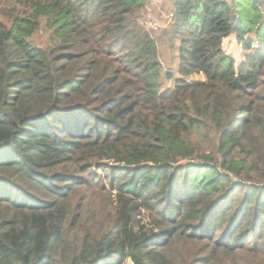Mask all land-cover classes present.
Returning <instances> with one entry per match:
<instances>
[{"label":"trees","instance_id":"obj_1","mask_svg":"<svg viewBox=\"0 0 264 264\" xmlns=\"http://www.w3.org/2000/svg\"><path fill=\"white\" fill-rule=\"evenodd\" d=\"M146 1L0 0V264H264V0H169L172 79Z\"/></svg>","mask_w":264,"mask_h":264},{"label":"rangeland","instance_id":"obj_2","mask_svg":"<svg viewBox=\"0 0 264 264\" xmlns=\"http://www.w3.org/2000/svg\"><path fill=\"white\" fill-rule=\"evenodd\" d=\"M1 3V2H0ZM170 1L169 0H147L146 8L141 12V22L145 28L152 30L153 34L158 37L160 47V63L166 72H171V79L176 77L177 60L174 61V66L170 65L171 59L175 51L168 47V39L164 36L165 31L169 28L170 24ZM256 45V43H254ZM223 50L229 56L233 57L237 62H240L244 54L242 48L237 42L235 35H230L223 41ZM175 57V56H174ZM190 82L202 81V76H191L187 78Z\"/></svg>","mask_w":264,"mask_h":264},{"label":"water","instance_id":"obj_3","mask_svg":"<svg viewBox=\"0 0 264 264\" xmlns=\"http://www.w3.org/2000/svg\"><path fill=\"white\" fill-rule=\"evenodd\" d=\"M166 76L168 77V78H170L171 77V72H166Z\"/></svg>","mask_w":264,"mask_h":264}]
</instances>
